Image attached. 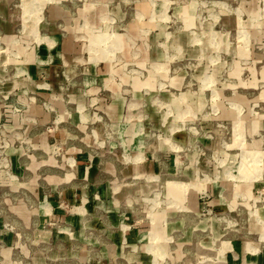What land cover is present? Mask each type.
<instances>
[{"label": "rangeland", "instance_id": "374dc122", "mask_svg": "<svg viewBox=\"0 0 264 264\" xmlns=\"http://www.w3.org/2000/svg\"><path fill=\"white\" fill-rule=\"evenodd\" d=\"M0 224V264H264V0H0Z\"/></svg>", "mask_w": 264, "mask_h": 264}, {"label": "crops", "instance_id": "0c3cea01", "mask_svg": "<svg viewBox=\"0 0 264 264\" xmlns=\"http://www.w3.org/2000/svg\"><path fill=\"white\" fill-rule=\"evenodd\" d=\"M43 140H45V139H43ZM5 231H6V229L0 224V238H1V237H4V240H5L4 243H6V241H8V240H9V243H10V239H9V237L6 238ZM3 263L5 264V263H6V260H4ZM9 263H10V261H9Z\"/></svg>", "mask_w": 264, "mask_h": 264}]
</instances>
